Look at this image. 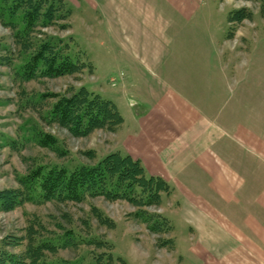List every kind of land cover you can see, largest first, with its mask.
I'll use <instances>...</instances> for the list:
<instances>
[{
    "label": "rangeland",
    "instance_id": "obj_1",
    "mask_svg": "<svg viewBox=\"0 0 264 264\" xmlns=\"http://www.w3.org/2000/svg\"><path fill=\"white\" fill-rule=\"evenodd\" d=\"M62 1L70 10L69 18L63 8V13L58 12L50 21L39 17L25 32L22 20L11 18L1 8L9 6L11 0H0V191L19 188L21 178L37 166L58 164L71 170L82 164H96L111 152L122 151V139L132 130L125 129L123 122L115 131L98 130L86 137H75L49 120L48 111L57 97L70 96L81 87L113 101L125 116L129 114L126 103L133 106L135 101L131 97L134 94L128 92L127 96L121 87V74L126 71L121 63V53L112 49L109 25L103 17L104 0ZM209 6L210 17L206 20L217 29L215 36L219 38V45L221 31L224 30L226 36V80L222 82L213 72L200 73V65L193 66V71L189 67L172 66L167 74L191 80L190 85L195 90H201L202 83L200 95L206 94L203 84L206 77L209 85L216 81L213 88L216 90L214 95L218 97L216 102L225 101L228 90H240L236 97L233 96L232 106L262 117L264 0H211ZM57 16L61 19L58 20ZM47 41L67 49L63 50L65 55L75 58L79 53V59L91 64L92 69L85 66L82 73L54 78H24L23 63ZM22 44L29 45L31 49L24 50ZM218 67L222 69L221 65ZM165 69H159L160 75H164ZM143 76L147 77L144 73ZM210 89L207 86L208 94ZM243 92L246 94L244 97L241 95ZM257 120L258 130L264 131V123L261 122L264 119ZM141 190L134 188L129 194L137 199L135 204L131 203L128 195L127 199L96 197L82 203H25L12 211H0V248H6V254L10 255L24 253L27 241L22 240L19 246H15L14 241L25 238L30 220L36 218L39 220L35 222L44 227L39 226L44 239L56 240L71 230L82 238L79 246L46 252L48 262L168 264L167 251L172 248L174 239L171 222L163 208H167L171 192L161 194L159 206L148 207L140 202ZM97 209L113 224L100 223L94 215ZM98 240L107 243L98 247ZM158 255L162 261L157 260ZM6 258L3 257L0 263Z\"/></svg>",
    "mask_w": 264,
    "mask_h": 264
},
{
    "label": "crops",
    "instance_id": "obj_2",
    "mask_svg": "<svg viewBox=\"0 0 264 264\" xmlns=\"http://www.w3.org/2000/svg\"><path fill=\"white\" fill-rule=\"evenodd\" d=\"M210 1L104 0L112 49L126 71L121 87L135 99L125 105L128 116L116 105L132 129L120 149L171 186L163 210L174 244L166 263L264 264V131L257 126L264 116L232 106L240 90L216 102V81L206 77L200 95L201 82L195 90L191 80L167 74L172 66L200 65V73L226 80V36L221 31L219 45L206 20Z\"/></svg>",
    "mask_w": 264,
    "mask_h": 264
},
{
    "label": "trees",
    "instance_id": "obj_3",
    "mask_svg": "<svg viewBox=\"0 0 264 264\" xmlns=\"http://www.w3.org/2000/svg\"><path fill=\"white\" fill-rule=\"evenodd\" d=\"M1 8L11 18H16L17 21L21 19L25 25V32L39 17L50 21L56 18L58 12L63 13V8L66 9L62 0H11L9 6H1ZM66 11V16L69 18L70 10L66 9ZM57 19H61L60 16H57ZM17 21L14 22L17 24ZM22 45L24 50L31 49L29 45ZM63 50L67 49L53 42L47 41L41 44L31 58L23 63L21 67L23 77L54 78L82 73L85 66L92 69L91 64L79 59V53L73 58L74 56L65 55ZM48 118L75 137H86L98 130L115 131L124 122L122 114L113 101L90 92L85 87H81L70 96L59 95L48 111ZM134 188L142 189L140 202L148 207L159 206L161 194L172 190L163 178L149 176L140 160L118 150L104 156L96 164H82L71 170L58 164L33 168L21 178L19 188L0 191V211H12L25 203H82L96 197L127 199ZM131 196L129 195L131 203L135 204L134 200L137 199ZM94 215L104 225L113 224L98 209L94 211ZM37 220L39 219L30 220L25 238L14 241V245L19 246L22 240H26L25 252L19 256L10 255L6 254V248H0V261L3 257H8L0 264H78L64 260L56 263L48 262L46 252L81 245L82 238L80 239L79 234L71 230L62 238L44 239L40 230L44 227L42 224L38 225L35 222ZM106 243L105 240H98L96 245L103 247ZM5 244L11 245V243Z\"/></svg>",
    "mask_w": 264,
    "mask_h": 264
}]
</instances>
